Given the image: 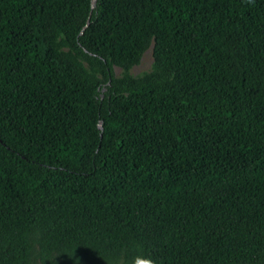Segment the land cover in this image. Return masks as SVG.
<instances>
[{
    "label": "trees",
    "instance_id": "16d2710c",
    "mask_svg": "<svg viewBox=\"0 0 264 264\" xmlns=\"http://www.w3.org/2000/svg\"><path fill=\"white\" fill-rule=\"evenodd\" d=\"M90 5L0 0V264H264V0Z\"/></svg>",
    "mask_w": 264,
    "mask_h": 264
},
{
    "label": "rangeland",
    "instance_id": "374dc122",
    "mask_svg": "<svg viewBox=\"0 0 264 264\" xmlns=\"http://www.w3.org/2000/svg\"><path fill=\"white\" fill-rule=\"evenodd\" d=\"M48 40L52 49L69 59L74 63L78 64L84 71L88 72L92 77L99 79L100 74L94 68L89 66L85 61L75 54L65 43L64 38L57 25L54 22H50ZM231 43L234 47V65L240 69H248L252 67L251 59L248 56L247 47L239 34H233L231 36ZM153 39L151 38L148 46L140 54L137 62L130 66L126 72L131 78H137L143 74L149 72L153 66ZM112 73L115 78L121 77L124 70L116 65H112Z\"/></svg>",
    "mask_w": 264,
    "mask_h": 264
},
{
    "label": "clouds",
    "instance_id": "9594fccd",
    "mask_svg": "<svg viewBox=\"0 0 264 264\" xmlns=\"http://www.w3.org/2000/svg\"><path fill=\"white\" fill-rule=\"evenodd\" d=\"M134 264H154V261L151 258H142L138 256Z\"/></svg>",
    "mask_w": 264,
    "mask_h": 264
},
{
    "label": "water",
    "instance_id": "95a60500",
    "mask_svg": "<svg viewBox=\"0 0 264 264\" xmlns=\"http://www.w3.org/2000/svg\"><path fill=\"white\" fill-rule=\"evenodd\" d=\"M94 1H95V0H91V5H90L91 8L93 7ZM98 128L101 129L100 126H98Z\"/></svg>",
    "mask_w": 264,
    "mask_h": 264
}]
</instances>
